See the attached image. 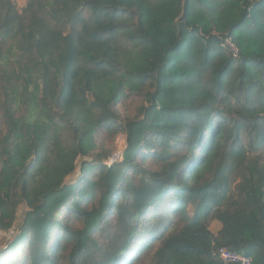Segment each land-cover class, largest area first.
<instances>
[{"label": "trees", "instance_id": "obj_1", "mask_svg": "<svg viewBox=\"0 0 264 264\" xmlns=\"http://www.w3.org/2000/svg\"><path fill=\"white\" fill-rule=\"evenodd\" d=\"M28 203L0 264H264V0H0V230Z\"/></svg>", "mask_w": 264, "mask_h": 264}, {"label": "rangeland", "instance_id": "obj_2", "mask_svg": "<svg viewBox=\"0 0 264 264\" xmlns=\"http://www.w3.org/2000/svg\"><path fill=\"white\" fill-rule=\"evenodd\" d=\"M11 1L19 13L27 5L29 0ZM11 45L13 50L16 49L17 45L15 40ZM20 61V56L18 54H14L12 55L8 65L5 64L4 69H7V72L15 69L17 68ZM138 104H140V98L137 96L131 95L123 99L120 104L116 105V107L114 108L116 111L115 116L119 120L133 117L136 113V107ZM95 137L98 148L86 157H81L76 160L74 170L64 178L63 184L73 185L76 182V179L79 176L81 168L84 164L92 165L97 163L110 166L112 164L122 163L124 161V154L127 149V140L123 126H110L104 128L100 130ZM32 208L33 205L28 203L27 206H25L24 204H19L14 209V213L16 214L15 225L6 231L0 230V251H4L14 241L15 236L19 231L17 224L20 223L23 213ZM219 227V224L213 223L211 225V231L215 232L219 229Z\"/></svg>", "mask_w": 264, "mask_h": 264}, {"label": "built area", "instance_id": "obj_3", "mask_svg": "<svg viewBox=\"0 0 264 264\" xmlns=\"http://www.w3.org/2000/svg\"><path fill=\"white\" fill-rule=\"evenodd\" d=\"M225 46L231 52V54L236 57L237 49L230 42V40L224 41ZM218 259L223 264H252V259L247 256L240 255L235 252H231L225 249H220L217 253Z\"/></svg>", "mask_w": 264, "mask_h": 264}]
</instances>
